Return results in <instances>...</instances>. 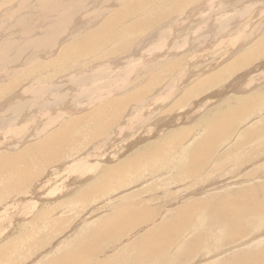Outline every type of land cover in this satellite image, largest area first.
<instances>
[{"label": "rangeland", "instance_id": "obj_1", "mask_svg": "<svg viewBox=\"0 0 264 264\" xmlns=\"http://www.w3.org/2000/svg\"><path fill=\"white\" fill-rule=\"evenodd\" d=\"M54 1L56 2L57 0H45V2L44 1L41 2V0H0V67L3 68V66H4L8 69H12V68L20 69L23 66H25L26 61L31 60V58H33L32 59L33 61H37L38 60L37 57H39V59H40V56H42L41 59L38 60V63L35 62L36 65L34 64L33 68H34V70L36 68H38V69L46 68L45 72L42 75L38 74L39 76L38 75H36L35 77L33 76L31 79V77H29V76L32 75L33 72H35V71H33V68L28 69V67L26 70V67H25L24 68L25 70H21V72L23 71V73L20 77V79H21L20 81L17 80L16 82H14L15 84L12 83L11 86L9 84L10 83L9 80H5L4 82H0V85H2V87H5L7 84H8V86H10V88H8L9 91L6 90V92L3 94L4 96H0V100H1L0 101V104H1L0 105V111H1L0 112V115H1L0 119L2 118L1 120H3V121L6 119L5 121H7L9 123L13 119H16L14 116L17 117L20 112H24V115H22L21 120L24 118V116L25 117L28 116L27 119L26 120L23 119L22 121L20 120L19 121L20 124L18 123L17 125H22L24 123H27L28 121H30V119L33 116L32 115L29 116V114L26 115L27 113H25V112L28 109H30V108H27L29 106V104L30 105L31 104L33 105V103L35 104V101H37L38 104L36 102L37 105L32 106L34 108L31 107L32 112H28V113H32V114L35 113L37 107L42 109L43 107H48L51 105L50 106L51 116H49V117L54 119L53 121H55V124H53L51 126V128L48 127L47 128L48 130H45V132L41 131L43 134H45L46 132H48L50 130L53 131L55 128L58 127V125L60 126V125H62V123L66 122V121L68 122L70 120V118L74 119V121H73V119H71L72 121L70 120V122L71 123L73 122V125H74V127L72 129V136H73L72 140L73 141L71 140L68 143L67 148L65 146L64 149L58 153L59 156L54 161L50 162L51 165H50V168H48L49 170H45L40 162H39L40 164L35 163L33 165V169H35L37 173L34 174L35 179L31 184L32 186L30 185L31 187L29 186L27 189L30 194L27 192V190H26V193L23 194V197H27V196L28 197H34V199L36 200L34 202L35 207L30 206L31 209H33V210H31L30 212L29 211H21L20 212L22 214H26L20 218V219H25L24 221H18L17 222L16 220H14L15 223H13V219H7L6 218V220L5 219L1 220V222H0V225H1L0 226V236H1L0 237V240H1L0 241V249L2 251L3 250L5 251L4 253H6L5 254L6 257L3 254H1L2 256L0 255V258H1L0 264H36L38 261H39V263H37V264H47L49 260H52L51 258H55L59 253L68 250L69 247H73L76 249V247L72 246L73 241H77V243H78V240L81 241L84 239V237L88 238L91 234H93V237H94L96 235L95 234L96 232H94V231L101 228V226H103V228L104 227L109 228L111 226V223H109L110 216L116 212L117 208L122 207L123 205H124L123 207L131 205L132 209L130 208V210H129V208H128L129 211L126 209L128 212H132L133 209H135V208H136V210L137 209L139 210L141 208L145 209L144 211H147V209L149 211L156 210L158 213H155L154 216L156 215L155 217H157V218L155 220L153 219V221L151 219V221H152V223L155 221L153 224H158L163 218L165 219L166 217L172 215L176 210H178L180 208H184V206H186V205L193 204L197 201L198 202L201 201L202 203H204V201L207 198L213 199V197L215 198V201H214V199L212 201L215 202V204H218L228 194H230V193L234 194L235 192H237L240 189L247 190L250 186H253L254 184H256V185L261 184L262 181H264V131H260L259 133H257L254 136H248V137L244 136L245 132L259 128L264 124V115H263L264 110L262 111L263 117L261 114L253 117L255 114H257L256 112H258V111H255L254 113H252L253 116L248 115V118H251V122L248 121L246 123H243V126L241 128V132L237 136L238 138L235 140V143L232 144V145L238 144V145L243 146V148L240 151L236 152L233 155H231V153H230V156H227L226 150L220 152L218 149L221 146H223L224 143L229 141L231 139V137L234 135V133L236 132V130L239 129L238 126L241 125V122L243 120L240 121L239 119H237L236 120L237 124L234 125L233 128L226 130L227 132L225 134L222 133L221 136L218 137L217 143H214L212 146L210 145V147L207 150L206 149L204 150L206 152V154H203L202 151H200L202 159H204V160H202L200 162V164L198 163V166H199L198 168L200 169L201 168L200 166H202V168L200 169V171L196 172L195 174H190L189 172L185 171L186 168H187V170H189L190 168H193V165H191L192 160L190 161V154H188L186 151H183L180 153V156H179L180 159H179L178 163L176 164L178 167H183L182 170L180 171V173H177V172H174L173 170H171V172L176 173V175H178V177L175 175L174 178L171 179V178H168L171 175V172H162L164 169H166V171L169 170V168L167 167V165L169 164V162L167 161V159H168L167 151H168L170 146H172V147H170L171 151H173V149H174V146L171 143V141H167L165 144L166 159L164 161L162 160V158H159V159L155 158L157 160L154 161L151 164V166H138L139 168L138 167L135 168L136 165L134 166V168L133 167L131 168L130 164H125L126 160H129L131 158L130 156L134 157L137 154H143V153L146 154L145 149H146V146L148 145V143L149 144L151 142L155 143L156 140H157V142L160 140V138H157L155 140H153L150 137L144 138L145 140H143V139L141 140L140 138L143 137V135H141V134L143 132H145L143 130L148 128V126L150 124L151 125H157L160 123V121H162V119L164 120V122H166V120L168 118H170V119L173 118L174 115H172V114L174 111L172 112V114L170 113L173 110L172 108H174L172 106L176 105V103H177L176 99L179 98V100H180V96H183V93H186V92L192 93V96H190V99H189L191 102H189V100H187L189 103L187 104V106H185L186 107L185 110L188 109L187 110L188 113L183 111V109L185 107L176 108L175 111L179 110L178 114H180V115L183 113V116L181 115V117H183L185 120H183V121L179 120L180 123L178 122V124L176 122L175 123H172V122L169 123L166 128H169L170 130L177 129V128L180 129L181 127L182 128L183 127L194 128L197 125H201L202 120L207 119V118L208 119L212 118L218 113L216 109L222 104V102L228 101L231 99H237V98L241 97V96H239L241 94L242 95L243 94H249V93H251V89H257L256 91H259L264 87V86H261L260 88L258 87V84L260 85L262 83V82H259V81H262L259 79V77H262L260 75L264 76V48L261 49L262 45H264V0H258V1H256V0H249V1H247V0H233V1L230 0L229 2H224L225 4H223V3L215 4L210 9H208L206 11H204V9L207 7V4H208L207 1L208 0H203V1L202 0H185V1L184 0H173V2H166L165 0H163V1L160 0L159 2H161V3L163 2V3L157 5L158 8H156V6H155L153 8V10L151 9V10L147 11V13L144 14L145 18H147V19L153 18L154 19L152 22H149L150 24L149 23L145 24L144 22H143V24L141 23L144 26V29H143V26L141 24L139 25L141 27H136V22H138L140 19H142V20L145 19L143 17V15H140L139 17H138V15H136L137 17H134L133 19H130V20H128V17H130V16L122 15L124 17V19L122 21L123 23H122V25L120 23L119 25H121V26L120 27L118 26V27L119 28H124V27L128 28V29H125L127 32H125L126 34L124 33L122 35V39H121V36L120 37L118 36L119 37L118 39H117V36H115L117 41L115 39H113V40H111V44H109L110 40L107 43V41L104 40L102 37L98 38V36L97 37L90 36L88 38V40H92V41L94 40V41L93 42L89 41V42H85V43L83 42L82 48H85L84 49L85 54H84V52L80 53V55H78L77 52L75 54L72 53L70 55H67L69 57V58L67 57V59L62 58V56L65 53L63 54V52L60 50L61 48L65 49L64 47H66V45L74 43L76 41V39H80V38L86 36L87 33L89 34L91 32H94L105 21V18H107V16L113 15V13H114L113 11L115 9H120L122 7L123 10L124 9L128 10L129 5L127 2H132L133 0H127L126 2L124 0H123V2L119 1L121 4L118 3V0H106V1L105 0H60V2L58 0V2H56V3ZM87 1H89V2H87ZM179 1L182 2V4ZM193 1H195V2H193ZM240 1H242V3ZM77 2L79 3V5ZM84 2H86L85 3L86 5L84 4ZM98 2L101 3L100 7L97 6V4L100 5V3H98ZM106 2H108V4ZM42 3H43V6H42ZM69 3H70V5H69ZM123 3H124L125 8H124V6H122ZM154 3L157 4V1ZM229 3H231V4H229ZM52 4H58V5L60 4L61 5V7L59 6L60 10L59 9H52L54 11V15L56 16L53 18L50 17L53 15V13H52L53 11L52 10L48 11V6H50ZM179 4H181V5H179ZM186 4H188V5H186ZM260 4H262V5H260ZM62 5L65 7L68 6V7L73 8L72 10L74 13L70 12L72 14V16H71V14H68V16L70 17L69 19L72 18L71 19L72 27H71V25H70L71 23H70L69 29L67 28L68 30L66 29L67 31H65L64 34L62 33V35H61V34L57 33V35L53 34L51 36L50 33L47 34V30H48V28L51 27L49 25L52 22L51 23L48 21L44 22L45 18H43V17L47 16L48 18H50V19L52 18V20H54V18H57L61 14L60 11H61V8L63 7ZM193 5H195V7H192ZM208 5H210V2ZM254 5H256V6H254ZM109 6L112 8H110ZM181 6L185 7V8H182ZM43 7H44L45 11L42 10ZM175 7H176V9H175ZM178 7L182 8V9H179ZM236 7H238V8H236ZM102 9L104 11H102ZM46 10L48 11V14H50V15L47 14ZM56 10H57V12H56L57 15L55 14ZM120 11H121V9H120ZM177 11H178V13H177ZM259 11H261L262 14ZM92 12H94V13H92ZM111 12H112V14H111ZM117 12H118V10H115V13H117ZM42 13H43V15H42ZM44 13L46 16L44 15ZM102 13H104V14H102ZM100 14H102V15H100ZM162 14H163V17H161V18L158 17V15H162ZM180 14H182V15H180ZM93 16H95V17H93ZM171 16H172V18H171ZM173 16H175V17L173 18ZM182 16H184V17H182ZM210 16H212V17L214 16L213 18L211 17L213 20L210 19ZM74 17H76V18H74ZM91 17H93V18L91 19ZM178 17L180 18L181 21L179 20ZM259 17H261V18H259ZM185 18H189L188 24L181 25L180 27H178L179 26L178 24L180 22H181L180 24H182L183 19H185ZM37 19L41 23L42 22H44V23L41 24ZM220 19L222 21H220ZM22 20L25 22V24ZM81 20H83V21H81ZM93 20H97V22H95ZM207 21H208V23L212 21L208 27L204 25ZM27 22L29 25L27 24ZM78 22H80V23H78ZM88 22L91 24H89ZM37 23H39V25ZM75 23H76V25H75ZM133 23H135L134 27H129ZM201 23L206 28H204ZM59 24L60 23L55 24V26L53 25V28ZM81 24L84 26H82ZM126 24L127 25L129 24V25L127 26ZM24 25H26V26H24ZM37 25L39 26V28ZM73 25H74V27H73ZM90 25H92V27H90ZM248 25H252V28H249V27L246 28V26H248ZM173 26L176 28H174ZM198 26L202 27L205 31L203 29L199 30ZM213 26L214 27L216 26V28H214ZM25 27H28L29 29L28 28L26 29ZM32 27H33V30H32ZM35 27H36V29H35ZM211 27H213V30H211L212 29ZM45 28H47V29H45ZM74 28L76 30L73 31ZM151 28L153 30H151ZM172 28L174 30L176 29V31H174ZM207 28H210V29H207ZM217 29H219V30H217ZM164 30H166V31H164ZM259 30H261V31H259ZM32 31L33 32L38 31V32L32 33ZM161 31H164L165 33L167 31L168 32L170 31L169 33L167 32L169 34V36H166L165 38H163L164 40L171 36L170 33L172 31L174 32V34H172V36L170 38L171 41H168L169 43L167 42L165 44V48H163L161 51H159V53L156 55L153 53L154 51H156L154 49V47L159 42L161 43L162 42L161 40H163L162 35L164 33ZM200 31L202 34L200 33ZM224 31H225V33L228 32L227 34H225L224 40H226V38L228 40H232L231 39L232 37L233 38H234V36L236 37L235 33H237V36L241 35L240 36L241 40L239 41L236 38L237 41H234L233 44H231L232 43L231 41H228L229 45L224 46V47L214 45L217 42V37H218L216 35L218 33H216V32H219L222 34ZM25 33H27V34H25ZM31 33L33 35H31ZM167 33H166V35H168ZM196 34L199 36L195 37ZM211 34H213V35H211ZM29 35H31V36H29ZM72 35H74V36H72ZM39 36H40V38L42 37L41 38L42 40L45 39V41L46 40L48 41L51 37L56 38L57 43L55 44V46L60 41L59 47L55 48V46H54V48H52V49H56V50H54L53 52H52V49L45 52L46 49L44 47H41L40 49H38V51L37 50L34 51L33 50L34 47H35V49H37V46L40 47L39 46L40 42H37L34 39L37 42V44H38L37 45L35 41L33 42L32 38L37 37L36 39H38L40 41ZM64 36L66 38L68 37V39H66ZM252 36H253V38H252ZM197 39H199V41ZM203 39L205 40V42ZM27 40H28L29 44L27 43ZM100 41H101V43H100ZM242 42L245 45L242 44ZM14 44L16 45V47L14 46ZM106 44L110 45V46H107ZM17 45L19 47H17ZM35 45H37V46H35ZM32 46H34V47H32ZM207 46H208V48H205ZM212 46H214V47H212ZM241 46H242V49H241ZM23 47H25L24 48L25 50L23 49ZM21 48L25 51V53L22 52L23 50ZM214 48H216V49H214ZM235 48H237V50ZM27 49H29V50H27ZM147 49H149L148 52H147ZM208 50H210V51H208ZM89 51H90V53H89ZM40 52H41V54H39ZM48 52L49 53L52 52L51 55ZM87 52H88V54H87ZM109 52H110V54H109ZM198 52H200V54ZM47 53H48L49 57H48ZM228 53H229L230 58L226 57V55H228ZM45 54L47 56L46 58H44ZM52 54H55V56L53 55L54 56L53 58H52ZM224 54H226V55H224ZM84 55H87V56H84ZM103 55H105V56H103ZM58 56H60V58ZM207 56H208V58H207ZM218 56L222 59H220ZM56 57H58V58H56ZM72 57H73V59H72ZM108 57H109V59L107 60ZM233 57H235V58H233ZM22 58H23V60H22ZM70 58H71V60H70ZM203 59H205V60H203ZM214 59H217V60H214ZM54 60L55 61L57 60V61L54 63ZM10 61H11V64H10ZM76 62H77V64H76ZM207 62L210 64H208ZM48 63H49V65H48ZM51 63H54V64H51ZM114 63H116V64H114ZM215 63L218 65L214 66V65H216ZM68 64H70L71 67H69ZM111 64H113V66H115L114 68H116V69L113 68V71H112V74L113 75L115 74L114 75L115 77H117V75L119 76L121 74V72H124V71L126 72L130 68L131 69L133 68L132 71H135V70L137 71V69H138V72H136V71L134 72L136 74H132V77L130 78L131 80H129V82L124 87H122V89L124 90L123 91L121 89L122 93L121 92L118 93L117 91H112L113 93L110 92L111 90L109 87L112 86V84H110V81L112 80L111 83H113L116 80V78L113 77V75H111V76L109 75L111 73L109 70H112ZM64 65H66V66L64 67ZM138 65H139V67H138ZM201 65L203 67H201ZM205 65L210 66V67L206 68ZM107 66H109V67H107ZM110 66H111V68H110ZM197 66H198V68H197ZM85 68H87L88 71ZM134 68H137V69L134 70ZM184 68H185L186 72H188L189 74L187 73L185 75V70L182 71ZM104 69H105V71H104ZM139 69H141V70H139ZM164 69H165V71H164ZM179 69H181V73L179 72L180 71ZM187 69H188V71H187ZM154 70L157 71L156 74H158L159 76L154 74L155 73ZM194 70L198 72L197 75H195ZM77 71L79 72V74ZM201 71H203V72H201ZM107 72H108V74H107ZM218 72L221 73L220 77L215 78L214 75L218 74ZM102 73L103 74L106 73L105 77H106V75H108L112 79L110 80L109 77L104 78V75H102ZM94 74H95V76H94ZM100 74H101V76H100ZM178 74H180V75H178ZM75 75H76V79L74 80L73 77L75 78ZM78 75H79L78 78H80V79L77 78ZM182 75L183 76L185 75V76L183 77ZM193 75H195V76H193ZM151 76L153 77V80H154L153 82L151 81ZM179 76L182 77V79L180 81L181 83L177 82L178 81L177 79L179 78ZM210 76H212V78H210L211 81L206 82L207 78H209ZM27 77H29V80ZM81 77H83V78H81ZM98 77L100 78V81L97 80V79H99ZM36 78H37V81H35ZM67 78H68V80H66ZM92 78H94L95 80H93ZM187 78H189L190 80ZM24 79H25V81H24ZM64 79L66 80L65 81L66 84L63 83ZM102 79L103 80L105 79L104 80L105 82H103ZM165 79H166V81L164 82ZM26 80H27V82H26ZM77 80H79L80 82L83 83V84L81 83V86L86 84L89 80H91V81H89L92 83V84H90V86H91L90 90H92V89L96 90V92H98L97 93L98 98L99 97L102 98V96H100V95L104 96L103 89L102 90L100 89L103 86L102 88L107 89V90L104 89L106 91V93L109 92V95H107V94L105 95L108 97H103V99L99 98L98 101H96V103L93 104V106L92 105L88 106L87 105L88 103L84 102L85 101L84 97L86 99V96H87L86 94L89 92H86V94L81 93L82 91L80 90V88L81 89L84 88L81 86L78 87V90L77 89L75 90L76 86H74V83L76 84ZM92 80L95 81L94 84H93ZM108 80H110V81H108ZM256 80L258 82H256ZM138 81H141L143 83L138 82ZM145 81H146V83H145ZM33 82H35V83H33ZM133 82H134V84H133ZM136 82L138 85H136ZM4 83H5V85H3ZM249 83H251V84L249 85ZM252 83L255 84V86ZM197 84H200L203 87L207 86V89L206 90L201 89V93L196 94L198 92V87L200 86V85H198L197 87H195ZM59 85H61V86H59ZM104 85H106V86H104ZM174 85H175V87H174ZM12 86L14 89L12 88ZM31 86H32V90L28 89V88H31ZM92 86H93V88H92ZM106 87H108V88H106ZM180 87L182 88L181 90H179ZM11 88L13 89V91ZM126 88H127V90H126ZM170 88H174L175 90L177 88L176 93H175L174 89H172L170 91ZM73 89L75 90V92L78 91V93L79 92L80 93L79 94L69 93V92H74ZM98 89H100V90H98ZM28 90H30V91L28 92ZM62 90H64V92H65V90H67V91L64 93ZM18 91H20V92H18ZM31 91H33V93H34L33 97L31 95L32 94ZM166 91H168V92H166ZM235 91L236 92L238 91V92L236 93ZM38 92L39 93L41 92V93L39 94ZM54 92L57 94H54ZM59 92L61 93V96L58 95ZM220 92L224 93V95H222V93H220ZM18 93H20V95ZM23 93H25L26 96L21 95ZM66 93L69 96L71 94H73V95H71L72 97H69ZM115 93H116V95H115ZM133 93L138 95L140 98H138V99L136 98L137 100H135V101L125 102V98L128 95H131ZM42 94H43V96H42ZM51 94L52 95L54 94L53 97H55V98H53V97L50 98L49 96H52ZM75 94H76V97L78 99L76 97H73V96H75ZM174 94H175V96H174ZM56 95H58V97ZM65 95L67 96L66 98H64ZM82 95H83V97H82ZM39 96L41 99L39 98ZM116 96H118V97H116ZM148 96L150 98H147ZM156 96L157 97L160 96L161 98L163 97L162 99H160L158 101L159 104H156L157 102H154V100H155L154 98ZM170 96H172V97L174 96V97L169 99ZM245 96H247V95H245ZM152 97H154V98H152ZM16 98H18V99H16ZM19 98H23V99H19ZM106 98H108V99H106ZM14 99H16V100H14ZM38 99H39V101H38ZM55 99H57V100H55ZM60 99H62V100H60ZM73 99L75 100V102H78V103H75ZM23 100H25V101H23ZM72 100H73V103H72ZM121 101L124 104L125 103L126 104L122 105ZM165 101H167V102L165 103ZM142 102L144 104H146V103L147 104L144 106V104ZM74 103H75V105H77V106L80 105V106L77 107L74 105ZM100 103L102 106L100 105ZM112 103H114V104H112ZM116 103H117V105H116ZM39 104H40V106H38ZM45 104H48V106ZM70 104H72V105H70ZM103 104H104V106H103ZM132 104H134L133 107H132ZM42 105H45V106L42 107ZM113 105L115 106V108ZM13 106H18V107H13ZM141 106H143L144 108H142ZM237 106L238 105H236L234 107H237ZM1 107H2V109H4V112L1 109ZM63 108H64V110H63ZM74 108H78V110L76 111V109L74 110ZM104 109H107V111L106 110L104 111ZM13 110L14 111L16 110V111L14 112ZM68 110H70V111H68ZM227 110L228 109L225 108L222 110V112H226ZM113 111H115V112H113ZM128 111H129V114H128ZM137 111H138V114H137ZM74 113H75V115H74ZM119 113L121 115H119ZM186 113H187V115H186ZM96 115H99V116L103 115L106 117L104 118L103 122H99V121H95V119L93 118ZM135 115H138L137 116L138 119H136L137 117ZM125 116L127 117V120H128L127 122H129V120H131V119H133V120L136 119L135 120L136 125L134 126V124H132L131 126L125 128V130L123 129V131H121V134H120L118 132L121 129V127H120L122 125L121 121H124L123 123L126 122ZM133 116H135L136 118ZM242 117L244 118V116H239L238 118H242ZM129 118H131V119H129ZM47 119L48 118H44V116L41 117V119H39L40 124H43V123L45 124V122L48 121ZM121 119H123V120H121ZM75 120L77 123L75 122ZM108 120H109V122H110V120L113 121V126L110 127L108 130H105V131L101 130L99 132L100 134L95 135V131H97V130L99 131L108 122ZM133 120H131V121H133ZM23 121H25V122H23ZM118 121H120L121 124H119ZM4 122L1 124V121H0V127H1V125L2 126L6 125V124H4ZM117 123L119 124V126ZM78 124H81V126L79 128L81 131L78 130L75 132V130H76L75 127H78L79 126ZM124 126L125 125H123V127ZM84 127H85V129H83ZM119 127H120V129H119ZM136 127H138V128L136 129ZM86 128H88L89 131L88 130L86 131ZM130 128H132V129H130ZM113 129H114V131H113ZM73 130L75 133H73ZM115 131H116V134H119L120 137H118V135L115 134ZM166 131H164V132H166ZM31 132L32 131L29 130L26 133L21 134L18 137H14L12 135L10 137H8L9 135H7L4 138H3V136H5L6 133H3L2 137H0V140L1 139L3 140V142L1 143L2 145L0 144L2 146L1 147L2 151H1V148H0V151L3 153L5 151L10 152L9 150H11V152L16 151V150H19L18 147H20V146H21L20 147V149H21L23 146H25L27 144H31L33 141L35 142L37 139L34 137V133L33 132L31 133ZM164 132H162V134ZM207 132H208V128L205 127L204 129H201L200 133L194 137V141L196 142V141L201 140L204 136H206ZM29 133H31V134L29 135ZM90 133L92 135H89ZM108 133L110 134V136ZM138 134L142 137H140ZM95 136H96V138H95ZM183 136H186V135H183V134L179 135V139ZM7 137H8V140H6ZM28 137H30V138H28ZM110 137H111V139H110ZM10 138H12V139H10ZM131 138H132V140H135V141L138 140V142H135L133 144L134 146L132 145V148L126 149L125 147H127V146H123V145L125 143L129 142ZM17 139L20 140L21 143H19L18 146L16 147L15 143H17V141H18ZM11 140H12V143L8 144V142H10ZM93 140L95 143L94 144L90 143L91 141L93 142ZM126 140H127V142H126ZM13 141H15V142L13 143ZM121 143H122V145H121ZM7 144L9 145V147ZM136 144H137V146H135ZM116 145L118 146V148ZM12 147H14V148H12ZM120 148H122V149H120ZM190 149H191V147L189 148V150ZM93 150H94V152H93ZM69 151H71V152H69ZM117 151H119V152L117 153ZM122 151H124V153ZM93 153L94 154L97 153L96 159L99 158V155H102L103 157L102 156H100V157L104 158V159H103V163L100 164L101 166L99 164L98 165L96 164L94 166L95 168L91 167L92 168V171H91V168L89 167V165H83V166H85V167H83L79 163V161L81 159L83 160L87 155H90V154L92 155ZM115 153H117V154H115ZM61 154H63L64 156ZM119 155L121 157H119ZM62 156H63V161H62ZM87 157H92V156H87ZM59 158H61V159H59ZM66 158H67V163L65 162ZM68 158H70V159H68ZM142 158L144 160V157H141L140 163L143 161ZM209 158H211V159H209ZM105 159H107V160H105ZM77 160H78V163H77ZM91 160H93V158L90 159L89 161H91ZM68 161H69V163H68ZM55 162L56 163L58 162V163L56 164ZM60 162L63 166L67 165V164H69V165L75 164V163H77V164H75L71 168L67 167L68 170L66 168L57 169V167L59 168L58 165L60 164ZM78 164H80V165H78ZM78 166H80V167H78ZM122 166L125 168L127 167L125 170H128V171L126 172ZM37 167L39 169L38 171H37ZM105 167L106 168L107 167L115 168V169L119 168L118 170H120V171L117 172L118 170L116 169L117 171H116L115 175L110 177L111 179H113V180L116 179L117 181L116 180L115 181L108 180V182L110 181L109 183L105 182V183L100 184V187H103L102 194H99V193L96 194V192H98V191L94 189V191H96V192H92L93 194L92 193L90 194L89 200L87 199L86 201L85 200L80 201L82 198L81 199L79 198L80 194H77V192L80 193L84 186L88 187L89 182H93L94 179H96V177L98 175H99V178H101L102 176H100V175H102V173H103L102 169ZM41 168H43L42 172L40 170ZM51 168H53V169H51ZM69 168L72 170L71 172H73L72 175L70 174ZM86 168H87V170H84ZM95 170L97 172H95ZM38 172H40V173H38ZM45 172L47 173V176L49 178H47V176L45 175L46 174ZM60 172L61 173L65 172V174L64 173L61 174ZM120 172H122L123 175ZM138 172H140V173H138ZM75 173L81 174L82 176H85V177L81 176L83 178L82 179L81 177L77 176L78 178H76ZM87 173L88 174L91 173V174L87 175ZM125 173H127V175H124ZM40 174H42V176ZM73 174H75V175H73ZM38 176H40V177H38ZM114 176H115V178H114ZM249 176H250V178H249ZM254 176H256V177H254ZM70 178H72V179H70ZM89 178H91V179H89ZM99 178L97 177V180ZM121 178H122V181H121ZM36 179H38V180H36ZM73 179H74V181H73ZM41 180L42 181L45 180L46 182H44V181L42 182ZM80 180H82V183ZM167 180H169V181H167ZM225 180H226V182H225ZM41 182H42V184H41ZM71 182L74 184L71 185V189H70L69 186H70ZM87 182H88V184H87ZM5 183H6V181L5 182L2 181V183L0 182V184H1L0 187H3L5 185ZM68 183H70V184H68ZM106 183L108 185H105ZM35 184H37V185H35ZM74 185H75V187H74ZM33 187H34V190L32 189ZM63 187L64 188L66 187L68 189H64ZM104 187H107V188H104ZM108 188H109V190H108ZM104 190H106V192ZM70 191H72V192H70ZM26 194H28V195L26 196ZM76 194L79 196L76 197L75 196ZM94 194L96 195L95 197L93 196ZM18 197L22 198L21 195ZM75 198H78L79 200L75 199ZM8 200L11 201L12 197L9 198ZM36 202H37V204H36ZM130 202H132V203H130ZM213 202H211L209 205H212ZM4 203H6L5 199L1 202V198H0V209H1V205L3 206ZM145 206H147V207L144 208ZM201 206L203 207L202 204H201ZM137 207H139V208H137ZM50 208L53 209L52 212H51ZM191 208L189 209L190 211L188 213H192L193 210L194 211L200 210L201 207L200 206H194ZM34 209H36V210H34ZM46 211L48 212V214ZM49 211L51 213H49ZM208 211L209 210L206 207V210L204 212H208ZM39 214H41L43 216V218H44L43 220L38 217ZM47 216H50L53 221L55 219L59 220L60 218H62L63 220L61 219L58 222H55L56 225L54 226V224H53L52 228H46L45 230L42 229V231H41V228H44V225H42V224L45 222L44 220L47 218ZM260 216L261 215L251 213L244 219H247L250 223H252V222L258 220ZM46 220L51 221L49 217ZM4 221H7V222H4ZM26 221H28V226L30 225L29 227L28 226L23 227V223H25ZM149 223H151V222H149ZM37 224L42 225L41 228L39 227L40 225H37ZM58 225H60L61 227ZM148 225H149L148 223L142 222L138 227L133 228L132 230L125 228L126 232H125V235L122 237L121 240H118L115 243H112L110 241H107L108 243H104L103 247H101L102 250L99 248L100 251L99 250L96 251L97 253H95L94 257L91 258L90 260H88L87 263L92 262V264H94V263L95 264H110V263L115 264L116 261L110 262V263H105V260H108V259L112 260L118 256H122L121 251L125 250V248L127 246H129L131 244V242L134 239H136V237L141 236V235L145 234L146 232H148ZM204 225L205 226L214 225L216 227L221 226L220 224L210 223L209 219H205ZM11 228H12V230H10ZM190 228H191L190 226L186 227V229H190ZM72 229H73V233L75 232L74 234L72 233ZM6 230H7L8 234L6 233ZM24 230H25V232H24ZM103 230H105V229H103ZM67 231H69V232H67ZM116 232L117 233L114 232L113 234H119L120 233L119 230H117ZM29 233L31 234L32 238L26 242L23 241L24 242L23 248H21V246L17 247L19 242L15 239L18 236H24V235L28 236V235H30ZM71 233H72V235H71ZM64 236H65V238H64ZM103 236L104 235H102V238H103ZM249 236H251V234ZM3 237H5V238H3ZM67 237H69L68 241L61 245V243H62L61 239H63V241H64ZM11 238H13V239H11ZM71 238H72V240H70ZM89 239H90V237H89ZM103 239L106 242L107 239L105 237ZM244 240H245V238H244ZM260 240H261V238L257 237L256 240H253L249 243L248 242L242 243L243 239H240V238L235 239L234 241L233 240L232 241H224V247L225 248L224 247H222V248H224L226 250V252L224 249L221 250L224 252H222L220 254H218L219 252H215V253L211 254L212 260H210L211 258L209 260L213 261L214 259L218 258L215 256V254L218 256H221V257L225 256L224 258H221V259H225V258H227V256L229 254H232L235 251H239L242 249L244 251V250H246V248H248V247L250 248V247L254 246L255 244H257ZM8 241H9V245H7V247L4 246L6 244V242H8ZM60 241H61V243H60ZM71 241H72V243H71ZM254 241H256V242H254ZM3 242L5 244L2 245ZM94 243H95L94 245L97 247H98V245H101L100 240L98 242L96 241ZM97 243H100V244L97 245ZM218 243L220 244L221 242H218ZM218 243L216 245H218ZM234 245L236 248L234 247ZM57 246H60V247L57 249L56 253L55 252L53 253V251L52 252L50 251L51 250L50 247L55 248ZM227 247L228 248L232 247L233 249L229 248V250H228ZM5 248H6V250H5ZM12 248H13V250H12ZM16 248H17V251H16ZM211 249H212V251H210V252L215 251L214 247ZM46 250H48V251H46ZM3 257H5V258H3ZM39 258H40V260H39ZM189 259L190 258H188V259L184 258V262L188 261ZM193 259H191V260H193ZM190 261H188V262H190ZM210 261H206V262L209 263ZM215 261H217V260H215ZM184 262L183 261H174L172 264H182V263L188 264V262H186V263H184ZM193 262L197 263L198 261H196V260L191 261L192 264H194ZM206 262L203 260L202 263L205 264ZM82 263H80V264H82ZM214 264H215V262H214ZM227 264H230V263L228 262ZM233 264H236V263H233Z\"/></svg>", "mask_w": 264, "mask_h": 264}, {"label": "bare ground", "instance_id": "obj_2", "mask_svg": "<svg viewBox=\"0 0 264 264\" xmlns=\"http://www.w3.org/2000/svg\"><path fill=\"white\" fill-rule=\"evenodd\" d=\"M44 2H45V0H43ZM42 0H41V2H43ZM106 1V0H105ZM123 2V0L121 1V0H118V3H120V2ZM125 2L127 1V0H124ZM157 1V4H155L154 2H156ZM160 0H133L132 2H127L128 3V5H129V8H128V10H126V9H122V7L120 8L121 9V11H120V9H115V10H118V12L117 13H115V10L113 11L114 13H113V15H109V16H107V18H105V21L94 31V32H91V33H87V35L86 36H84V37H82V38H80V39H76V41L74 42V43H71V44H68V45H66V47H64L65 49H63V48H61L60 50L63 52V56H62V58L63 59H67V55H70V54H72V53H78V55H80V53H83L84 52V54H85V51H84V49L85 48H82V46H83V42L85 43V42H89V41H92V40H88V38L90 37V36H95V37H97L98 36V38H103L104 40H106L107 41V43H108V41L110 40V43L109 44H111V40H113V39H115L116 40V37L115 36H117V39L121 36V39H122V35L125 33V32H127L125 29H128V28H119L121 25H122V21H123V19H124V17L122 16V15H126V16H130V17H128V20H130V19H133L134 17H137L136 15H138V17L140 16V15H143V17H144V14L145 13H147V11H149V10H153V8L156 6V8H158L157 7V5H159V4H162L161 2H159ZM161 1H163V0H161ZM166 2H173V0H165ZM185 1V0H184ZM203 1V0H202ZM230 0H208L207 2H208V4H209V2H210V5H208L206 2V4H207V7L204 9V11H206V10H208V9H210L213 5H215V4H221V3H223V4H225L224 2H229ZM233 1V0H232ZM247 1H249V0H247ZM256 1H258V0H256ZM255 1V2H256ZM48 2V1H47ZM55 2V1H54ZM56 2H58V0L56 1ZM55 2V3H56ZM59 2H60V0H59ZM74 2V1H73ZM82 2V1H81ZM87 2H89V1H87ZM91 2V1H90ZM101 2V1H100ZM100 2H98V3H100ZM104 2V1H103ZM113 2V1H112ZM180 2V1H179ZM188 2V1H187ZM186 2V3H187ZM193 2H195V1H193ZM241 3H242V1H240ZM65 3V2H64ZM78 3V2H77ZM83 3V2H82ZM86 2H84V4H85ZM94 3V2H93ZM92 3V4H93ZM102 3V2H101ZM101 3H100V5H98L97 4V6H101ZM105 3V2H104ZM107 4H108V2H106ZM111 3V2H110ZM177 3V2H176ZM181 4H182V2H180ZM189 3V2H188ZM234 3V2H233ZM257 3V2H256ZM67 4V3H66ZM88 4V3H87ZM121 4V3H120ZM173 4V3H172ZM181 4H179V5H181ZM229 4H231V3H229ZM45 5V4H44ZM47 5V4H46ZM69 5H70V3H69ZM78 5H79V3H78ZM83 5V4H82ZM86 5V4H85ZM91 5V4H90ZM110 5V4H109ZM114 5V4H113ZM112 5V6H113ZM126 5V4H125ZM127 5V6H128ZM165 5V4H164ZM174 5V4H173ZM186 5H188V4H186ZM244 5V4H243ZM253 5V4H252ZM260 5H262V4H260ZM42 6H43V3H42ZM59 6L61 7V5L59 4H52V5H50V6H48V11H50V10H52V9H59ZM63 6V5H62ZM93 6V5H92ZM122 6H124V3H123V5ZM178 6V5H177ZM254 6H256V5H254ZM65 6H63L62 8H61V11H60V15L57 17V18H54V20H52V18L53 17H56L55 15H54V11L52 12L53 13V15L52 16H50V17H52L51 19L50 18H48L46 15H45V13H44V15L46 16V17H43V18H45V21L44 22H52L49 26H51L50 28H48V30H47V34H49L50 33V35L52 36L53 34H56L57 35V33L58 34H61L62 35V33L64 34V32L65 31H67L68 29H69V24L71 23V19H69L70 17L68 16V14H71L70 12H72V13H74L73 12V8H71V7H65ZM73 7V6H72ZM103 7V6H102ZM110 7V6H109ZM169 7V6H168ZM182 7V6H181ZM189 7V6H188ZM192 7H195V5H193ZM230 7V6H229ZM262 7V6H261ZM98 8V7H97ZM104 8V7H103ZM110 8H112V7H110ZM124 8H125V6H124ZM127 8V7H126ZM179 8V7H178ZM182 8H185V7H182ZM182 8H179V9H182ZM191 8V7H190ZM236 8H238V7H236ZM46 9V8H45ZM96 9V8H95ZM108 9V8H107ZM169 9V8H168ZM175 9H176V7H175ZM187 9V8H186ZM189 9V8H188ZM231 9V8H230ZM41 10V9H40ZM42 10H44V7H43V9ZM60 10V9H59ZM82 10V9H81ZM109 10V9H108ZM174 10V9H173ZM45 11V10H44ZM48 11L46 10V12H47V14H48ZM84 11V10H83ZM92 11V10H91ZM100 11V10H99ZM102 11H104L103 9H102ZM110 11V10H109ZM179 11V10H178ZM178 11H177V13H178ZM182 11V10H181ZM180 11V12H181ZM186 11V10H185ZM184 11V12H185ZM188 11V10H187ZM203 11V12H204ZM236 11V10H235ZM57 10L55 11V14L57 15ZM176 12V11H175ZM183 12V13H184ZM259 12H261V11H259ZM88 13V12H87ZM92 13H94V12H92ZM101 13V12H100ZM120 13V14H119ZM158 13V12H157ZM176 13V14H177ZM182 13V12H181ZM186 13V12H185ZM102 14H104V13H102ZM102 14H100V15H102ZM111 14H112V12H111ZM259 14V13H258ZM261 14H262V12H261ZM42 15H43V13H42ZM48 15H50V14H48ZM90 15V14H89ZM99 15V14H98ZM149 15V14H148ZM175 15V14H174ZM178 15V14H177ZM180 15H182V14H180ZM191 15V14H190ZM189 15V16H190ZM195 15V14H194ZM38 16V15H37ZM71 16H72V14H71ZM97 16V15H96ZM260 16V15H259ZM262 16V15H261ZM88 17V16H87ZM90 17V16H89ZM93 17H95V16H93ZM93 17H91V19L93 18ZM101 17V16H100ZM157 17V16H156ZM158 17H163V14L162 15H158ZM175 16H173V18H174ZM181 17V16H180ZM182 17H184V16H182ZM193 17V16H192ZM212 16H210V19H212L211 18ZM240 17V16H239ZM38 18V17H37ZM74 18H76V17H74ZM81 18V17H80ZM99 18V17H98ZM145 18V17H144ZM171 18H172V16H171ZM179 18V17H178ZM259 18H261V17H259ZM42 19V18H41ZM78 19V18H77ZM95 19V18H94ZM97 19V18H96ZM101 19V18H100ZM99 19V20H100ZM146 19V20H145ZM145 19H140L138 22H136V27H141V26H139L141 23L143 24V22L145 23V24H148L149 22H152L154 19L153 18H145ZM168 19V18H167ZM170 19V18H169ZM188 19L189 18H185V19H183V22H182V24H178L179 26L178 27H180L181 25H185V24H188ZM226 19V18H225ZM38 20V19H37ZM43 20V19H42ZM70 20V21H69ZM98 20V19H97ZM97 20H93V21H95V22H97ZM161 20V19H160ZM179 20H180V18H179ZM213 20V19H212ZM234 20V19H233ZM242 20V19H241ZM23 21V20H22ZM39 21V20H38ZM37 21V22H38ZM79 21V20H78ZM81 21H83V20H81ZM92 21V22H93ZM169 21V20H168ZM181 21V20H180ZM215 21V20H214ZM220 21H222L221 19H220ZM24 22V21H23ZM40 22V21H39ZM44 22H42V23H44ZM73 22V21H72ZM164 22V21H163ZM212 22V21H211ZM211 22H209L208 23V21L204 24L205 26H209L210 24H211ZM233 22V21H232ZM30 23V22H29ZM34 23V22H33ZM41 23V22H40ZM41 23V24H42ZM58 23H60L59 25H56V27H54L53 28V25L55 26V24H58ZM74 23V22H73ZM77 23V22H76ZM76 23H75V25H76ZM78 23H80V22H78ZM87 23V22H86ZM89 23V22H88ZM121 23V25H119ZM162 23V22H161ZM178 23V22H177ZM203 23V22H202ZM201 23V24H202ZM238 23V22H237ZM24 24H25V22H24ZM27 24H28V22H27ZM38 25H39V23H37ZM89 24H91V23H89ZM134 24L135 23H133V24H131L129 27H134ZM141 24V25H142ZM150 24V23H149ZM190 24V23H189ZM215 24V23H214ZM217 24V23H216ZM232 24V23H231ZM234 24V23H233ZM23 25V24H22ZM29 25V24H28ZM36 25V24H35ZM37 25V26H38ZM71 25V27H72V23L70 24ZM82 25V24H81ZM80 25V26H81ZM93 25V24H92ZM92 25H90V27H92ZM127 25V24H126ZM129 25V24H128ZM127 25V26H128ZM160 25V24H159ZM158 25V26H159ZM203 25V24H202ZM204 25H203V27H204ZM24 26H26V25H24ZM36 26V27H37ZM82 26H84V25H82ZM119 26V27H118ZM124 26V25H123ZM143 26V25H142ZM146 26V25H145ZM151 26V25H150ZM176 26V25H175ZM234 26V25H233ZM36 27H35V29H36ZM73 27H74V25H73ZM174 27V26H173ZM199 27V26H198ZM197 27V28H198ZM214 27V26H213ZM213 27H211L212 29L211 30H213ZM225 27V26H224ZM223 27V28H224ZM236 27V26H235ZM252 28V25H248V26H246V28ZM26 29L28 28V27H25ZM38 28H39V26H38ZM68 28V29H67ZM76 28V27H75ZM73 29V31L74 30H76V29ZM148 28V27H147ZM156 28V27H155ZM161 28V27H160ZM174 28H176V27H174ZM204 28H206V27H204ZM214 28H216V26L214 27ZM29 29V28H28ZM43 29V28H42ZM45 29H47V28H45ZM67 29V30H66ZM83 29V28H82ZM142 29V28H141ZM143 29H144V26H143ZM157 29V28H156ZM165 29V28H164ZM173 29V28H172ZM199 30L200 29H203L202 27H199L198 28ZM207 29H210V28H207ZM258 29V28H257ZM261 29V28H260ZM24 30V29H23ZM32 30H33V27H32ZM38 30V29H37ZM61 30V31H60ZM133 30V29H132ZM150 30V29H149ZM151 30H153L152 28H151ZM174 30V29H173ZM198 30V31H199ZM204 30V29H203ZM217 30H219V29H217ZM229 30V29H228ZM249 30V29H248ZM27 31V30H26ZM30 31V30H29ZM28 31V32H29ZM43 31V30H42ZM72 31V32H73ZM80 31V30H79ZM164 31H166V30H164ZM164 31H161V32H163L164 34L162 35L163 37H162V39L163 38H165L166 36H169V32L171 31H167L166 33L168 34V35H166V33L164 32ZM174 31H176V29L174 30ZM205 31V30H204ZM222 31V30H221ZM259 31H261V30H259ZM25 32V31H24ZM35 33H37L38 31H34ZM33 31H32V33H34ZM173 32V31H172ZM170 33L171 34V36H172V34H174V32L173 33ZM243 32V31H242ZM31 33V35H33ZM42 33V32H41ZM67 33V32H66ZM70 33V32H69ZM195 33V32H194ZM200 33H201V31H200ZM211 33V32H210ZM216 33H218V34H216L218 37H217V42L214 44V45H218V46H228L229 45V43H228V41H231L232 43L231 44H233V42L234 41H237V39L240 41L241 40V35L240 36H237V33H235L236 34V37L234 36V38L232 37L231 39L232 40H228L227 38H226V40H224L225 39V34H227V33H225V31L221 34V33H219V32H216ZM245 33V32H244ZM25 34H27V33H25ZM30 34V33H29ZM68 34V33H67ZM71 34V33H70ZM69 34V35H70ZM126 34V33H125ZM129 34V33H128ZM127 34V35H128ZM131 34V33H130ZM135 34V33H134ZM146 34V33H145ZM149 34V33H148ZM162 34V33H161ZM199 34V33H198ZM202 34V33H201ZM253 34V33H252ZM31 35H29V36H31ZM35 35V34H34ZM41 35V34H40ZM195 35V34H194ZM210 35V34H209ZM211 35H213V34H211ZM43 36V35H42ZM60 36V35H59ZM72 36H74V35H72ZM119 36V37H118ZM171 36L170 37H168V38H166L165 40L163 39V40H161L162 42L160 43H158V44H156V46L154 47V49L156 50V51H154L153 53L154 54H158L159 53V51H161L163 48H165V44L168 42V41H171L170 40V38H171ZM197 36H199V35H197L196 34V36L195 37H197ZM208 36V35H207ZM44 37V36H43ZM65 37V36H64ZM141 37V36H140ZM194 37V36H193ZM37 37H34V38H32V40H33V42L36 40L37 42H40V47H38L37 45V42H36V44L37 45H35V46H37V49H35V47L34 46H32V47H34V51L35 50H37L38 51V49H40L41 47H44L46 50H45V52H47L48 50H51L52 48H54V46H55V44L57 43V40H56V38H54V37H51L48 41L46 40L45 41V39H41L40 38V36H39V38H40V41L38 40V39H36ZM45 38V37H44ZM62 38V37H61ZM66 38V37H65ZM202 38V37H201ZM200 38V39H201ZM237 38V39H236ZM252 38H253V36H252ZM251 38V39H252ZM35 39V40H34ZM66 39H68V37L66 38ZM190 39V38H189ZM59 40V39H58ZM126 40V39H125ZM198 41H199V39H197ZM204 40V39H203ZM26 41V40H25ZM94 41V40H93ZM92 41V42H93ZM117 41V40H116ZM159 41V40H158ZM202 41V40H201ZM263 41V40H262ZM105 42V41H104ZM204 42H205V40H204ZM27 43L29 44V42H28V40H27ZM31 43V42H30ZM62 43V42H61ZM100 43H101V41H100ZM169 43V42H168ZM208 43V42H207ZM240 43V42H239ZM246 43V42H245ZM59 44H60V41L58 42V44L55 46V48L56 47H59ZM105 44V43H104ZM242 44H244L243 42H242ZM24 45V44H23ZM107 45V44H106ZM105 45V46H106ZM117 45V44H116ZM239 45V44H238ZM245 45V44H244ZM14 46L16 47V45L14 44ZM28 46V45H27ZM107 46H110V45H107ZM121 46V45H120ZM205 46V45H204ZM232 46V45H231ZM17 47H19L18 45H17ZM93 47V46H92ZM201 47V46H200ZM212 47H214V46H212ZM211 47V48H212ZM25 47H23V49H24ZM103 48V47H102ZM106 48V47H105ZM170 48V47H169ZM205 48H208V46L207 47H205ZM204 48V49H205ZM264 48V45H262V47H261V49H263ZM22 49V48H21ZM22 49V50H23ZM89 49V48H88ZM214 49H216V48H214ZM228 49V48H227ZM236 50H237V48H235ZM239 49V48H238ZM241 49H242V46H241ZM240 49V50H241ZM25 50V49H24ZM22 51L23 53H25V51ZM27 50H29V49H27ZM43 50V49H42ZM54 50H56V49H52V52L54 51ZM58 50V49H57ZM148 50L149 49H147V52H148ZM153 50V49H152ZM203 50V49H202ZM201 50V51H202ZM223 50V49H222ZM60 51V52H61ZM75 51V52H74ZM204 51V50H203ZM207 51V50H206ZM205 51V52H206ZM208 51H210V50H208ZM220 51V50H219ZM226 51V50H225ZM32 52V51H31ZM52 52H48L50 55H51V53ZM152 52V51H151ZM222 52V51H221ZM48 53H47V55H48ZM89 53H90V51H89ZM199 54H200V52H198ZM220 53V52H219ZM233 53V52H232ZM231 53V54H232ZM39 54H41V52L39 53ZM58 54V53H57ZM87 54H88V52H87ZM105 54V53H104ZM109 54H110V52H109ZM117 54V53H116ZM115 54V55H116ZM152 54V53H151ZM235 54V53H234ZM38 55V54H37ZM43 55V54H42ZM55 56V54H52V58ZM61 55V54H60ZM77 55V54H76ZM202 55V54H201ZM224 55H226V54H224ZM72 56V55H71ZM84 56H87V55H84ZM83 56V57H84ZM103 56H105V55H103ZM108 56V55H107ZM213 56V55H212ZM220 56V55H219ZM218 56V57H219ZM234 56V55H233ZM236 56V55H235ZM30 57V56H29ZM36 57V56H35ZM41 57L42 56H40V59H41ZM47 56H46V54H45V57L44 58H46ZM48 57H49V55H48ZM59 58H60V56H58ZM58 57H56V58H58ZM80 57V56H79ZM226 57H228V58H230V56H229V53H228V55H226ZM17 58V57H16ZM28 58V57H27ZM31 58V57H30ZM38 58V60H40L39 59V57H37ZM36 58V59H37ZM55 58V59H56ZM69 58V57H68ZM100 58V57H99ZM105 58V57H104ZM148 58V57H147ZM156 58V57H155ZM207 58H208V56H207ZM220 58V57H219ZM233 58H235V57H233ZM33 58H31V60H32ZM50 59V58H49ZM72 59H73V57H72ZM75 59V58H74ZM106 59V58H105ZM109 59V57L107 58V60ZM153 59V58H152ZM220 59H222V58H220ZM18 60V59H17ZM22 60H23V58H22ZM31 60H28V61H26V63H25V66H23L22 68H20V69H18V68H16V69H14V68H12V69H8V68H6V67H4L3 66V68H1L0 67V82H4L5 80H9V84H10V86L12 85V83H14V82H16L17 80H21L20 79V77H21V75H22V73H23V71L21 72V70H25L24 68L26 67V70H27V67H28V69H30V68H33L34 66V64L36 65V63L35 62H37L38 63V60L37 61H31ZM58 60V59H57ZM56 60V61H57ZM70 60H71V58H70ZM76 60V59H75ZM82 60V59H81ZM127 60V59H126ZM150 60V59H149ZM193 60V59H192ZM191 60V61H192ZM203 60H205V59H203ZM207 60V59H206ZM214 60H217V59H214ZM15 61V60H14ZM24 61V62H25ZM55 60H54V63L56 62ZM129 61V60H128ZM201 61V60H200ZM13 62V61H12ZM53 62V61H52ZM197 62V61H196ZM215 62V61H214ZM54 63H51V64H54ZM58 63V62H57ZM130 63V62H129ZM194 63V62H193ZM208 63V62H207ZM217 63V62H216ZM215 63V64H216ZM10 64H11V61H10ZM13 64V63H12ZM76 64H77V62H76ZM114 64H116V63H114ZM208 64H210V63H208ZM212 64V63H211ZM221 64V63H220ZM229 64V63H228ZM46 65V64H45ZM48 65H49V63H48ZM69 65V67H71V65L70 64H68ZM110 65V64H109ZM120 65V64H119ZM124 65V64H123ZM127 65V64H126ZM140 65V64H139ZM139 65H138V67H139ZM148 65V64H147ZM166 65V64H165ZM176 65V64H175ZM218 64H216V65H214V66H217ZM6 66V65H5ZM66 65H64V67H65ZM111 66H112V70H109L110 72V76L111 75H113L112 74V71H113V68L115 67V66H113V64H111ZM111 66H110V68H111ZM117 66V65H116ZM122 66V65H121ZM132 66V65H131ZM130 66V67H131ZM136 66V65H135ZM142 66V65H141ZM140 66V67H141ZM206 66V65H205ZM204 66V67H205ZM12 67V66H11ZM14 67V66H13ZM41 67V66H40ZM45 67V66H44ZM74 67V66H73ZM87 67V66H86ZM105 67V66H104ZM107 67H109V66H107ZM120 67V66H119ZM191 67V66H190ZM201 67H203L202 65H201ZM209 68L210 66H206V68ZM212 67V66H211ZM83 68V67H82ZM118 68V67H117ZM142 68V67H141ZM144 68V67H143ZM197 68H198V66H197ZM38 68H36L35 70H34V68H33V71H35V72H33V74L32 75H30L29 77H31V79H32V77L34 76H36V75H38V74H43L44 72H45V70H46V68H41V69H38ZM85 69H87V68H85ZM84 69V70H85ZM114 69H116V68H114ZM133 69V68H132ZM132 69L130 68L129 70H127L126 72L124 71V72H121V74L118 76L117 75V77H115L114 75H113V77H115L116 78V80L113 82V83H111L112 82V78L110 77V76H108V75H106V77H109L110 78V80H108V81H110V84H112V86L111 87H109L110 88V92H112V91H117L118 93L119 92H121L122 93V87H124L128 82H129V80H131L130 78L132 77V74H136V73H134L136 70L135 69H137V68H134V70L135 71H132ZM166 69V68H165ZM165 69H164V71H165ZM201 69V68H200ZM139 70H141V69H139ZM149 70V69H148ZM180 71V73H181V69H179ZM185 70V68L182 70V71H184ZM198 70V69H197ZM87 71H88V69H87ZM104 71H105V69H104ZM103 71V72H104ZM115 71V70H114ZM155 71V73L154 74H156V70H154ZM168 71V70H167ZM187 71H188V69H187ZM195 71V70H194ZM204 71V70H203ZM203 71H201V72H203ZM242 71V70H241ZM260 71V70H259ZM258 71V72H259ZM31 72V73H32ZM78 72V71H77ZM94 72V71H93ZM116 72V71H115ZM136 72H138V69H137V71ZM177 72V71H176ZM175 72V73H176ZM190 72V71H189ZM229 72V71H228ZM25 73V72H24ZM30 73V74H31ZM92 73V72H91ZM114 73V72H113ZM143 73V72H142ZM183 73V72H182ZM188 72H186V70H185V75L187 74ZM200 73V72H199ZM230 73V72H229ZM78 74H79V72H78ZM106 74V73H105ZM105 74H103L102 73V75H104V78H106L105 77ZM107 74H108V72H107ZM152 74V73H151ZM189 74V73H188ZM198 74V72L197 71H195V75H197ZM202 74V73H201ZM220 72H218V74H215L214 75V77L215 78H218V77H220ZM29 75V74H28ZM88 75V74H87ZM92 75V74H91ZM138 75V74H137ZM153 75V74H152ZM156 75H158V74H156ZM155 75V76H156ZM178 75H180V74H178ZM184 75V76H185ZM195 75H193V76H195ZM39 76V75H38ZM37 76V77H38ZM89 76V75H88ZM94 76H95V74H94ZM100 76H101V74H100ZM99 76V77H100ZM135 76V75H134ZM159 76V75H158ZM157 76V77H158ZM183 76V75H182ZM183 76V77H184ZM260 76H262V77H259V79L260 80H262V81H259V82H262L260 85L258 84V87L260 88L261 86H264V76L263 75H260ZM29 77H27L28 78V80H29ZM73 77V76H72ZM79 77V75L77 76V78ZM93 77V76H92ZM98 77V78H99ZM137 77V76H136ZM178 77V76H177ZM191 77V76H190ZM237 77V76H236ZM251 77V76H250ZM19 78V79H18ZM26 78V77H25ZM81 78H83V77H81ZM90 78V77H89ZM210 78H212V76H210L209 78H207V81L206 82H208V81H211V79ZM231 78V77H230ZM229 78V79H230ZM245 78V77H244ZM248 78V77H247ZM45 79V78H44ZM73 79L75 80L76 79V75H75V78L73 77ZM72 79V80H73ZM78 79H80V78H78ZM93 80H95L94 78H92ZM141 79V78H140ZM159 79V78H158ZM177 79V78H176ZM181 79H182V77L181 76H179V78L176 80L177 82H179V83H181L180 81H181ZM187 79H189V78H187ZM186 79V80H187ZM226 79V78H225ZM234 79V78H233ZM232 79V80H233ZM39 80V79H38ZM66 80H68V78L66 79ZM65 79H64V82L63 83H65V81H66ZM86 80V79H85ZM92 80V81H93ZM97 80H99L100 81V78L99 79H97ZM96 80V81H97ZM103 80V79H102ZM105 80V79H104ZM103 80V82H105ZM107 80V79H106ZM142 80V79H141ZM150 80V79H149ZM190 80V79H189ZM250 80V79H249ZM24 81H25V79H24ZM33 81V80H32ZM35 81H37V78H36V80ZM79 80H77V82H76V84L74 83V86H76L75 87V90L77 89L78 90V87L79 86H81V83L82 82H78ZM89 81H91V80H89ZM88 81V82H89ZM137 81V80H136ZM143 81V80H142ZM151 81L153 82L154 80H153V77L151 76ZM166 81V79L164 80V82ZM185 81V80H184ZM7 82V81H6ZM26 82H27V80H26ZM39 82V81H38ZM86 83V84H84V85H82L81 87H84L83 89H81L80 88V90L82 91L81 93H85L86 94V92H89V93H87L86 95V99H85V97H84V102L85 103H88L87 105L88 106H90V105H92L93 106V104H95L96 103V101H98V99L100 98H98V95H97V93L98 92H96V90H90L91 89V86H90V84H92L91 82H89V83ZM94 82L95 81H93V84H94ZM102 82V81H101ZM138 82H141V81H138ZM256 82H258L257 80H256ZM255 82V83H256ZM19 83V82H18ZM24 83V82H23ZM33 83H35V82H33ZM62 83V82H61ZM97 83V82H96ZM107 83V82H106ZM141 83H143V82H141ZM145 83H146V81H145ZM155 83V82H154ZM196 83V82H195ZM15 84V83H14ZM13 84V85H14ZM43 84V83H42ZM60 84V83H59ZM66 84V83H65ZM83 84V83H82ZM133 84H134V82H133ZM160 84V83H159ZM243 84V83H242ZM251 83H249V85H250ZM253 84V83H252ZM3 85H5V83L3 84ZM70 85V84H69ZM101 85V84H100ZM136 85H138L137 84V82H136ZM157 85V84H156ZM198 85H200V84H197L195 87H197ZM254 86H255V84H253ZM10 86H8V84L5 86V87H2V85H0V96H4L3 94L6 92V90H8V88H10ZM15 86V85H14ZM17 86V85H16ZM20 86V85H19ZM59 86H61V85H59ZM66 86V85H65ZM71 86V85H70ZM97 86V85H96ZM102 86V85H101ZM104 86H106V85H104ZM178 86V85H177ZM237 86V85H236ZM36 87V86H35ZM49 87V86H48ZM95 87V86H94ZM103 87V86H102ZM100 88L101 90L103 89V91H104V96L103 95H100V96H102V98H100V99H103V97H108V96H105L106 94L107 95H109V92L108 93H106V91L105 90H107V89H105V88ZM174 87H175V85H174ZM194 87V88H195ZM238 87V86H237ZM247 87V86H246ZM12 88H13V86H12ZM11 88V89H12ZM27 88V87H26ZM34 88V87H33ZM72 88V87H71ZM92 88H93V86H92ZM106 88H108V87H106ZM14 89V88H13ZM13 89H12V91H13ZM16 89V88H15ZM28 89H30V90H32V86H31V88H28ZM35 89V88H34ZM38 89V88H37ZM59 89V88H58ZM61 89V88H60ZM100 89H98V90H100ZM105 89V90H104ZM122 89V90H121ZM172 89H174V88H170V91L172 90ZM182 88L180 87V89L179 90H181ZM201 89L202 90H206L207 89V86H199L198 87V92L196 93V94H198V93H201ZM235 89V88H234ZM247 89V88H246ZM24 90V89H23ZM22 90V91H23ZM30 90H28V92L30 91ZM36 90V89H35ZM50 90V89H49ZM75 90L73 89V91L74 92H69V93H76V94H79L78 93V91L77 92H75ZM121 90V91H120ZM126 90H127V88H126ZM159 90V89H158ZM175 90V89H174ZM230 90V89H229ZM228 90V91H229ZM233 90V89H232ZM257 89H251V93H249V94H241V95H239V96H241V97H239V98H237V99H231V100H228V101H224V102H222V104L216 109L217 110V114L214 116V117H212V118H207V119H204V120H202L201 121V125H197V126H195L194 128H188V127H181L180 129L179 128H177V129H172V130H170L169 128H166L167 126H168V124L169 123H177L178 124V122L180 123V121L179 120H185L183 117H181V115L183 116V113L180 115V114H178V111L179 110H176L175 111V109L176 108H179V107H185V106H187V104L189 103V102H191L189 99H190V96H192V93H188V92H186V93H183V96H180V100H179V98L178 99H176V105L175 106H172V107H174V108H172L173 110L170 112L171 114H172V112H173V114L172 115H174L173 116V118H168L167 120H166V122H164V120L162 119V121H160V123L159 124H157V125H149L148 126V128H146L145 130H143V131H145V132H143L141 135H143V137L142 136H140L139 134V136L140 137H142V138H140L141 140L143 139V140H145L144 138H152L153 140H155V139H157V138H160V140L157 142V140H156V142L155 143H148V145L146 146V154H137V155H135L134 157H132V156H130L131 158L129 159V160H126V162H125V164H130L131 166V168L133 167L134 168V166H135V168L136 167H138V166H151V164L154 162V161H156L157 159H155V158H162V160L164 161L165 159H166V156H165V152H166V148H165V144H166V142L167 141H171V143L173 144V146H174V149H173V151H171L170 150V147H172V146H170L169 147V149H168V151H167V156H168V159H167V161L169 162V164L167 165V167L169 168V170H167L166 171V169H164L162 172H171V170H173L174 172H177V173H180V171L182 170V168L183 167H178L176 164L178 163V161H179V159H180V153L181 152H183V151H186L188 154H190V161H191V165H193V168H190L189 170H187V168L185 169V171H187V172H189L190 174H195L196 172H198V171H200V169L202 168V166H200L201 168L199 169L198 167V163L200 164V162L202 161V160H204V159H202V156H201V153H200V151H202V153L203 154H206V152L204 151L205 149L207 150L209 147H210V145L212 146L214 143H217L218 142V137H220L221 136V134L222 133H226L227 131L226 130H228V129H231V128H233V126L234 125H236L237 124V122H236V120L237 119H239L240 121H242L241 122V125H239L238 126V128L239 129H237L236 130V132L234 133V135L231 137V139L229 140V141H227L226 143H224V145L223 146H221L220 148H218L219 149V151L220 152H222V151H225L226 150V152H227V156H230V153H231V155H233V154H235L236 152H238V151H240L242 148H243V146H241V145H238V144H234V145H232L233 143H235V140L238 138L237 136L239 135V133L241 132V128H242V126H243V123H246V122H251V118H248V115H252V113H254L255 111H258V112H256L257 114H255L253 117H255V116H258L259 114H263L262 113V111L264 110V87L261 89V90H259V91H256ZM9 91V90H8ZM37 91V90H36ZM39 91V90H38ZM63 92H64V90H62ZM67 90H65V92H66ZM102 91V92H103ZM109 91V90H108ZM124 91V90H123ZM169 91V92H170ZM176 91H177V88H176V90H175V93H176ZM223 91V90H222ZM231 91V90H230ZM248 91V90H247ZM11 92V91H10ZM9 92V93H10ZM18 92H20V91H18ZM32 92V97H33V91H31ZM30 92V93H31ZM64 92V93H65ZM101 92V91H100ZM155 92V91H154ZM166 92H168V91H166ZM225 92V91H224ZM233 92V91H232ZM236 92V91H235ZM238 92V91H237ZM236 92V93H237ZM245 92V91H244ZM39 93V92H38ZM41 93V92H40ZM39 93V94H40ZM60 93V92H59ZM58 93V95H60L61 96V93L59 94ZM113 93V92H112ZM165 93V92H164ZM220 93H222V92H220ZM234 93V92H233ZM232 93V94H233ZM11 94V93H10ZM14 94V93H13ZM19 95H20V93H18ZM28 94V93H27ZM49 94V93H48ZM54 94H57V93H55L54 92ZM53 94V95H54ZM67 94V93H66ZM76 94H75V96H73V97H76ZM101 94V93H100ZM171 94V93H170ZM195 94V95H196ZM219 94V93H218ZM229 94V93H228ZM7 95V94H6ZM21 95H25V93H23V94H21ZM52 95V94H51ZM53 95L52 96H49L50 98L51 97H53ZM58 95H56L57 97H58ZM68 95V94H67ZM71 95H73V94H71ZM69 96V97H72V96ZM115 95H116V93H115ZM149 95V94H148ZM159 95V94H158ZM216 95V94H215ZM221 95V94H220ZM222 95H224V93H222ZM245 95H247V96H245ZM18 96V95H17ZM26 96V95H25ZM42 96H43V94H42ZM41 96V97H42ZM174 96H175V94H174ZM173 96V97H174ZM214 96V95H213ZM217 96V95H216ZM215 96V97H216ZM226 96V95H225ZM230 96V95H229ZM237 96V95H236ZM14 97V96H13ZM20 97V96H19ZM56 97V98H57ZM67 96L65 95L64 96V98H66ZM68 97V98H69ZM82 97H83V95H82ZM116 97H118V96H116ZM123 97V96H122ZM121 97V98H122ZM172 96H170V98L169 99H171V98H173ZM2 98V97H1ZM7 98V97H6ZM15 98V97H14ZM39 98H40V96H39ZM53 98H55V97H53ZM77 98V97H76ZM138 98H140L138 95H136V94H131V95H128L126 98H125V102H130V101H135V100H137ZM147 98H150L149 96L147 97ZM152 98H154V97H152ZM163 98V97H162ZM160 96L159 97H155L153 100H154V102H157L156 104H159V100L160 99H162ZM224 98V97H223ZM16 99H18V98H16ZM16 99H14V100H16ZM19 99H23V98H19ZM41 99V98H40ZM43 99V98H42ZM49 99V98H48ZM78 99V98H77ZM106 99H108V98H106ZM117 99V98H116ZM212 99V98H211ZM26 100V99H25ZM25 100H23V101H25ZM55 100H57V99H55ZM60 100H62V99H60ZM74 100V99H73ZM73 100H72V103H73ZM148 100V99H147ZM178 100V101H177ZM187 100H189V102L187 101ZM217 100V99H216ZM1 101V100H0ZM22 101V102H23ZM35 101V100H34ZM38 101H39V99H38ZM79 101V100H78ZM119 101V100H118ZM141 101V100H140ZM14 102V101H13ZM36 102L37 101H35V104L33 103V105L31 104H29V106L27 107V108H30V109H28L25 113H27L26 115H28L29 114V116H33L31 119H30V121H28L27 123H24V124H22V125H17L18 123L20 124V120H21V118H22V115H24V112H20L19 114H18V116L20 117H16V116H14L16 119H13L12 117V121H10L9 123L7 122V121H3V120H1L0 119V121H1V124L4 122V124H6V125H1V127H0V137H2V135H3V133H6L5 134V136H3V138L4 137H6L7 135H9L8 137H10L11 135L12 136H14V137H18V136H20L21 134H24V133H26L27 131H29V130H31L33 133H34V137L37 139L35 142L33 141L31 144H27V145H25V146H23L21 149H20V147H18V149L19 150H16V151H12L11 152V150H9L10 152H1L2 151V142H3V140L1 139L0 140V148H1V153H0V182L2 183V181L3 182H5L6 181V183H5V185L3 186V187H0V198H1V202L5 199V201H6V203H4V205L2 206L1 205V209H0V222H1V220H3V219H5L6 220V218L7 219H13V223H15L14 222V220H16L17 222L18 221H24L25 219H20L22 216H24V215H26V214H22V213H20L21 211H31V210H33V209H31V207L30 206H34V202L36 201L35 199H34V197H28L27 195L28 194H26V196L28 197H23V194H25L26 193V190L28 189V187L32 184V182L34 181V174L35 173H37L36 172V170L35 169H33V165L35 164V163H41V165L43 166V168L45 169V170H49L48 168H50V165H51V163L50 162H52V161H54L58 156H59V152L60 151H62L63 149H64V147L66 146V148H67V145H68V143L72 140V138H73V136H72V129H73V127H74V125H73V122L71 123L70 122V120L71 119H73V118H70V120L67 122H64V123H62V125H58V127L57 128H55L53 131H48V132H46L45 134H43L41 131H43V132H45V130H48L47 128L49 127V128H51V126L53 125V124H55V121H53L54 119H52V118H50L49 116H51V112H50V106H48V104H45V105H47L48 107H43V106H45V105H42V109L41 108H39V107H37V109H36V112L35 113H28V112H32L31 110H32V108H34V107H32V106H34V105H37L38 104V102H37V104H36ZM42 102V101H41ZM62 102V101H61ZM69 102V101H68ZM74 102H75V100H74ZM111 102V101H110ZM122 102V101H121ZM139 102V101H138ZM151 102V101H150ZM167 101H165V103H166ZM170 102V101H169ZM214 102V101H213ZM9 103V102H8ZM12 103V102H11ZM15 103V102H14ZM20 103V102H19ZM46 103V102H45ZM71 103V102H70ZM75 103H78V102H75ZM75 103H74V105H75ZM143 103V102H142ZM152 103V102H151ZM66 104V103H65ZM81 104V103H80ZM84 104V103H83ZM108 104V103H107ZM112 104H114V103H112ZM120 104V103H119ZM124 103L122 102V105H123ZM126 104V103H125ZM124 104V105H125ZM144 104V103H143ZM147 104V103H146ZM146 104H144V106L146 105ZM155 104V103H154ZM1 105V104H0ZM4 105V104H3ZM20 105V104H19ZM61 105V104H60ZM70 105H72V104H70ZM82 105V104H81ZM100 105H101V103H100ZM116 105H117V103H116ZM133 105L134 104H132V107H133ZM163 105V104H162ZM166 105V104H165ZM236 105H238L237 107H234V106H236ZM6 106V105H5ZM23 106V105H22ZM38 106H40V104L38 105ZM54 106V105H53ZM66 106V105H65ZM75 106H77V105H75ZM80 106V105H79ZM79 106H77V107H79ZM83 106V105H82ZM86 106V105H85ZM102 106V105H101ZM103 106H104V104H103ZM112 106V105H111ZM114 106V105H113ZM127 106V105H126ZM7 107V106H6ZM13 107H18V106H13ZM32 107V108H31ZM120 107V106H119ZM142 108H144L143 106H141ZM8 108V107H7ZM39 108V109H38ZM49 108V109H48ZM71 108V107H70ZM82 108V107H81ZM87 108V107H86ZM114 108H115V106H114ZM188 108V107H187ZM225 108H227L228 110L226 111V112H222V110L223 109H225ZM1 109H2V107H1ZM9 109V108H8ZM15 109V108H14ZM19 109V108H18ZM69 109V108H68ZM76 109V111L78 110V108H74V110ZM83 109V108H82ZM186 109V107L183 109V111L184 112H187V110H185ZM3 110V112H4V109H2ZM17 110V109H16ZM15 110V111H16ZM26 110V109H25ZM58 110V109H57ZM63 110H64V108H63ZM72 110V109H71ZM73 110V111H74ZM96 110V109H95ZM107 111V109H104V111ZM111 110V109H110ZM14 111V110H13ZM14 111V112H15ZM35 111V110H34ZM66 111V110H65ZM68 111H70V110H68ZM72 111V112H73ZM122 111V110H121ZM131 111V110H130ZM1 112V111H0ZM81 112V111H80ZM95 112V111H94ZM113 112H115V111H113ZM146 112V111H145ZM18 113V112H17ZM16 113V114H17ZM136 113V112H135ZM157 113V112H156ZM177 113V114H176ZM188 113V112H187ZM187 113H186V115H187ZM2 114V113H1ZM12 114V113H11ZM77 114V113H76ZM95 114V113H94ZM128 114H129V111H128ZM127 114V115H128ZM137 114H138V111H137ZM169 114V113H168ZM167 114V115H168ZM3 115V114H2ZM8 115V114H7ZM6 115V116H7ZM74 115H75V113H74ZM113 115V114H112ZM119 115H121L120 113H119ZM125 115V114H124ZM134 115V114H133ZM166 115V116H167ZM170 115V114H169ZM264 115V114H263ZM263 115H262V117H263ZM4 116V115H3ZM44 116V118H48L47 120V122H45V124L43 123V124H40V122H39V119H41V117H43ZM90 116V115H89ZM92 116V115H91ZM136 117L138 116V115H135ZM135 116H133V117H135ZM185 116V115H184ZM239 116H244V118L242 117V118H238ZM0 117H1V115H0ZM27 117L28 116H24V118L23 119H27ZM106 116H103V115H96V116H94L93 118L95 119V121H99V122H103V120H104V118H105ZM123 117V116H122ZM135 117V118H136ZM164 117V116H163ZM9 118V117H8ZM92 118V119H93ZM118 118V117H117ZM125 118H126V122L125 123H123L124 121H121L122 122V125L120 126L121 127V129H120V127H119V129H120V131L118 132V133H120L121 134V131H123V129L125 130V128H127V127H129V126H131L132 124H134V126L136 125L135 124V120L136 119H138V117L136 118V119H131V118H129V119H131V120H133V121H131V120H129V122H127L128 120H127V117L125 116ZM140 118V117H139ZM145 118V117H144ZM166 118V117H165ZM10 119V118H9ZM22 119V120H23ZM43 119V118H42ZM79 119V118H78ZM82 119V118H81ZM146 119V118H145ZM159 119V118H158ZM21 120V121H22ZM121 120H123V119H121ZM140 120V119H139ZM155 120V119H154ZM44 121V120H43ZM72 121V120H71ZM73 121H74V119H73ZM151 121V120H150ZM181 121V122H182ZM23 122H25V121H23ZM75 122H76V120H75ZM119 122V124H121V122L120 121H118ZM164 122V123H163ZM60 123V122H59ZM77 123V122H76ZM75 123V124H76ZM79 123V122H78ZM83 123V122H82ZM118 124V123H117ZM119 124H118V126H119ZM129 124V125H128ZM79 126L78 127H75L76 128V130H75V132L76 131H78V130H80L79 128H80V126H81V124H78ZM123 125H125L124 127H123ZM113 126V121L112 120H110V122H109V120H108V122L98 131H95V135L96 134H100L99 132L102 130V131H105V130H108L110 127H112ZM180 126V125H179ZM246 126V125H245ZM244 126V127H245ZM248 126V125H247ZM55 127V126H54ZM83 127V126H82ZM208 128V132H207V134H206V136H204L201 140H199V141H194V137L197 135V134H199L200 133V131H201V129H204V128ZM74 128V129H75ZM78 128V129H77ZM133 128V127H132ZM132 128H130V129H132ZM138 127H136V129H137ZM53 129V128H52ZM83 129H85V127L83 128ZM169 129V130H168ZM88 130V128H86V131ZM117 130V129H116ZM167 130V131H166ZM188 130V131H187ZM81 131V130H80ZM89 131V130H88ZM91 131V130H90ZM113 131H114V129H113ZM164 131H166V132H164ZM260 131H264V124L261 126V127H259V128H256V129H253V130H249V131H247V132H245L244 133V136L245 137H248V136H254V135H256L257 133H259ZM31 132V133H32ZM74 132V130H73V133H75ZM85 132V131H84ZM129 132V131H128ZM162 132H164L163 134H162ZM31 133H29V135L31 134ZM87 134V133H86ZM109 134V133H108ZM113 134V133H112ZM115 134H116V131H115ZM123 134V133H122ZM181 134H183V135H186V136H183V137H181L180 139H179V135H181ZM28 135V134H27ZM26 135V136H27ZM89 135H92L91 133L89 134ZM116 135H118V137H120L119 136V134H116ZM109 136H110V134H109ZM145 136V137H144ZM8 137H7V139L6 140H8ZM23 137V136H22ZM100 137V136H99ZM107 137V136H106ZM28 138H30V137H28ZM95 138H96V136H95ZM103 138V137H102ZM10 139H12V138H10ZM9 139V140H10ZM99 139V138H98ZM108 139V138H107ZM110 139H111V137H110ZM18 140V139H17ZM84 140V139H83ZM28 141V140H27ZM73 141V140H72ZM104 141V140H103ZM115 141V140H114ZM15 141H13V143H14ZM79 142V141H78ZM97 142V141H96ZM100 142V141H99ZM102 142V141H101ZM126 142H127V140H126ZM135 142H138V140L137 141H135V140H132V138L130 139V141L129 142H127V143H125L123 146H127V147H125L126 149L127 148H132V145L135 143ZM140 142V141H139ZM142 142V141H141ZM9 143H12V140L10 141V142H8V144ZM19 143H21L20 142V140H18L17 141V143H15V146L17 147L18 146V144ZM73 143V142H72ZM71 143V144H72ZM86 143V142H85ZM89 143V142H88ZM90 143H95L94 142V140H93V142L91 141ZM89 143V144H90ZM107 143V142H106ZM6 144V143H5ZM7 144V145H8ZM84 144V143H83ZM13 145V144H12ZM88 145V144H87ZM97 145V144H96ZM121 145H122V143H121ZM6 146V145H5ZM14 146V147H15ZM91 146V145H90ZM99 146V145H98ZM97 146V147H98ZM114 146V145H113ZM117 146V145H116ZM134 146V145H133ZM135 146H137V144L135 145ZM7 147V146H6ZM5 147V148H6ZM8 147H9V145H8ZM14 147H12V148H14ZM89 147V146H88ZM87 147V148H88ZM93 147V146H92ZM100 147V146H99ZM108 147V146H107ZM120 147V146H119ZM191 147V149L189 150V148ZM86 148V147H85ZM117 148H118V146H117ZM123 148V147H122ZM122 148H120V149H122ZM8 149V148H7ZM76 149V148H75ZM95 149V148H94ZM4 150V149H3ZM6 150V149H5ZM98 150V149H97ZM112 150V149H111ZM125 150V149H124ZM121 151V150H120ZM127 151V150H126ZM143 151V150H142ZM64 152V151H63ZM69 152H71V151H69ZM77 152V151H76ZM93 152H94V150H93ZM101 152V151H100ZM115 152V151H114ZM119 151H117V153H118ZM123 153H124V151H122ZM112 153V152H111ZM117 153H115V154H117ZM64 154V153H63ZM63 154H61V155H63ZM81 154V153H80ZM114 154V155H115ZM122 154V153H121ZM214 154V153H213ZM72 155V154H71ZM70 155V156H71ZM87 155V154H86ZM99 155V154H98ZM64 156V155H63ZM63 156H62V161H63ZM68 156V155H67ZM82 156V155H81ZM87 156H92V157H87ZM82 161L80 160L79 161V163L83 166V165H89V167L91 168V167H94L96 164L98 165H100V164H102L103 163V159L104 158H101L100 156H102V155H99V158L98 159H96V156H97V153L96 154H90V155H87ZM108 156V155H107ZM112 156V155H111ZM116 156V155H115ZM118 156V155H117ZM209 156V155H208ZM213 156V155H212ZM73 157V156H72ZM71 157V158H72ZM103 157V156H102ZM119 157H121L120 155H119ZM141 157H144V160H143V158H142V162L140 163V158ZM207 157V156H206ZM93 158V160H91V161H89L90 159H92ZM212 158V157H211ZM211 158H209V159H211ZM59 159H61V158H59ZM65 159V158H64ZM68 159H70V158H68ZM123 159V158H122ZM105 160H107V159H105ZM115 160V159H114ZM60 161V160H59ZM65 161V160H64ZM66 163H67V158H66V161H65ZM64 162V163H65ZM39 163V164H40ZM56 163V162H55ZM58 163V162H57ZM56 163V164H57ZM68 163H69V161H68ZM73 163V162H72ZM75 163V162H74ZM77 163H78V160H77ZM77 163H75V164H77ZM54 164V163H53ZM75 164H67V165H62L61 164V162H60V164L58 165L59 166V168L57 167V169H63V168H66L67 170H68V168L67 167H72V166H74ZM80 164H78V165H80ZM38 165V164H37ZM36 165V166H37ZM40 165V166H41ZM69 165V166H68ZM112 165V164H111ZM110 165V166H111ZM121 165V164H120ZM35 166V167H36ZM101 166V165H100ZM119 166V165H118ZM124 166V165H123ZM122 166V167H123ZM53 167V166H52ZM78 167H80V166H78ZM83 167H85V166H83ZM87 167V166H86ZM115 167V166H114ZM120 167V166H119ZM40 168V167H39ZM43 168H41L40 170H41V172L43 171ZM69 168V171H70V174L72 175V173L73 172H71L72 170ZM88 168V167H87ZM87 168L86 169H84V170H87ZM89 168V169H90ZM95 168V167H94ZM100 168V167H99ZM106 168V167H105ZM105 168H103L102 170V175H100V176H102L101 178H99V175L97 176L99 179L97 180V177H96V179H94V181L93 182H89V184H88V182H87V184H88V187H83V189L81 190V192L80 193H78L77 192V194H80V201H83V200H89V196H90V194L92 193V192H96V191H94V189L95 190H97L98 192H96V194L97 193H99V194H102V192H103V187H100V184H102V183H105V182H107V183H109L108 182V180H112V181H115L116 179H111L110 177L111 176H113V175H115V173H116V171L119 169V168H109V167H107L106 169ZM127 168V167H126ZM125 167H123V169L125 170L126 169ZM139 168V167H138ZM247 168V167H246ZM51 169H53V168H51ZM75 169V168H74ZM73 169V170H74ZM77 169V168H76ZM98 169V168H97ZM96 169V170H97ZM129 169V168H128ZM149 169V168H148ZM39 169H38V167H37V171H38ZM55 170V169H54ZM53 170V171H54ZM79 170V169H78ZM95 170V172H97ZM122 170V169H121ZM140 170V169H139ZM91 171H92V168H91ZM90 171V172H91ZM120 170H118L117 172H119ZM126 172L128 171V170H125ZM146 171V170H145ZM261 171V170H260ZM52 172V171H51ZM124 172V171H123ZM161 172V173H162ZM186 172V173H187ZM262 172V171H261ZM38 173H40V172H38ZM46 173V172H45ZM61 173V172H60ZM62 173H64L65 174V172H62ZM61 173V174H62ZM86 173V172H85ZM92 173V172H91ZM90 173V174H91ZM120 173H122V172H120ZM132 173V172H131ZM138 173H140V172H138ZM142 173V172H141ZM148 173V172H147ZM58 174V173H57ZM76 174V173H75ZM75 174H73V175H75ZM90 174H88L87 173V175H90ZM100 174V173H99ZM41 176H42V174H40ZM46 176H47V173L45 174ZM86 175V174H85ZM117 175V174H116ZM122 175H123V173H122ZM124 175H127V173H125ZM144 175V174H143ZM164 175V174H163ZM162 175V176H163ZM176 175V173H173V172H171V175L168 177V178H174V176ZM44 176V175H43ZM76 176V178H78L77 176H79V177H81L82 175L81 174H76L75 175ZM140 176V175H139ZM177 177H178V175H176ZM257 176V175H256ZM256 176H254V177H256ZM38 177H40V176H38ZM45 177V176H44ZM55 177V176H54ZM82 177H85V176H82ZM81 177V178H82ZM89 177V176H88ZM121 177V176H120ZM126 177V176H125ZM124 177V178H125ZM159 177V176H158ZM248 177V176H247ZM46 178V177H45ZM47 178H49L48 176H47ZM95 178V177H94ZM110 178V179H109ZM114 178H115V176H114ZM127 178V177H126ZM176 178V177H175ZM249 178H250V176H249ZM39 179V178H38ZM38 179H36V180H38ZM70 179H72V178H70ZM83 179V178H82ZM89 179H91V178H89ZM170 179V180H171ZM229 179V178H228ZM233 179V178H232ZM77 180V179H76ZM93 180V179H92ZM227 180V179H226ZM226 180H225V182H226ZM42 181V180H41ZM44 182H46L45 180H43ZM42 181V182H43ZM61 181V180H60ZM73 181H74V179H73ZM81 181V183H82V180H80ZM85 181V180H84ZM117 181V180H116ZM121 181H122V178H121ZM167 181H169V180H167ZM222 181V180H221ZM224 181V180H223ZM244 181V180H243ZM249 181V180H248ZM36 182V181H35ZM42 182H41V184H42ZM68 182V181H67ZM66 182V183H67ZM70 182V181H69ZM142 182V181H141ZM105 184V185H108V184ZM116 183V182H115ZM254 183V182H253ZM261 183V182H260ZM40 184V183H39ZM44 184V183H43ZM56 184V183H55ZM68 184H70V183H68ZM67 184V185H68ZM72 184H74V183H72L71 182V184H70V189H71V185ZM84 184V183H83ZM111 184V183H110ZM227 184V183H226ZM258 184V183H257ZM1 185V184H0ZM34 185V184H33ZM35 185H37V184H35ZM57 185V184H56ZM76 185V184H75ZM75 185H74V187H75ZM86 185V184H85ZM32 186V185H31ZM30 186V187H31ZM43 186V185H42ZM78 186V185H77ZM59 187V186H58ZM118 187V186H117ZM26 188V189H25ZM64 188V187H63ZM104 188H107V187H104ZM218 188V187H217ZM4 189V190H3ZM33 190H34V187L32 188ZM64 189H68V188H64ZM30 190V189H29ZM60 190V189H59ZM58 190V191H59ZM79 190V189H78ZM108 190H109V188H108ZM105 192H106V190H104ZM27 192L29 193V191L27 190ZM34 192V191H33ZM32 192V193H33ZM45 192V191H44ZM70 192H72V191H70ZM69 192V193H70ZM62 193V192H61ZM30 194V193H29ZM75 195L76 197H78L79 195ZM93 194V193H92ZM231 194V193H230ZM228 194L227 196H225L218 204H215V202H213L212 200L214 199V201H215V198L213 197V199L211 198V199H206L205 201H204V203H202L201 201L200 202H195V203H193V204H190V205H186V206H184V208H180V209H178V210H174L175 212L172 214V215H170V216H168V217H166L165 219L163 218L158 224H153L152 223V221H153V219L155 220L157 217H155L154 216V214L155 213H158L156 210H151V211H149L148 209H147V211H144L145 209H137L136 210V208L135 209H133V211L132 212H128L129 210H130V208H131V205H129L130 203H132V202H130L128 205L129 206H125V207H119V208H117V210H116V212L113 214V215H111L110 216V221H109V223H111V228L109 227V228H103V226H101V228H99V229H97V230H95L94 232H96L95 234V236L93 237V234H91L89 237H90V239H89V237L88 238H85L84 237V239L83 240H81V241H79L78 240V243H77V241H73V243H72V241H71V243H72V246H74V247H76V249L75 248H73V247H69V249L68 250H66V251H64V252H61V253H59L55 258H51L52 260H49L48 261V263L47 264H80V263H82V264H92V262L91 263H87V261L88 260H90L91 258H93L94 257V254L95 253H97L96 251H100V249H101V247H103V244L104 243H108L107 241H110V242H112V243H115V242H117L118 240H121L122 239V237L125 235V230L128 228V229H130V230H132L133 228H136V227H138L142 222L143 223H148L149 225H148V232H146L145 234H143V235H141V236H138V237H136V239H134L132 242H131V244L129 245V246H127L126 248H125V250H123V251H121L122 252V256H118V257H116V258H114V259H108V260H105V263H110V262H115L116 261V263L115 264H172L174 261H183L184 262V258H190L188 261H190L191 259H193V260H196V261H198L197 263L198 264H203L202 262H203V260L206 262V261H210V260H212V255L211 254H213V253H215V252H219L218 254H220V253H222V252H224V251H221L222 249H224L225 247H224V241H234L235 239H238V238H240V239H243V242L242 243H246V242H251V241H253V240H256V238L257 237H260L261 238V240L257 243V244H255L254 246H252V247H248V248H246V250H244L243 251V249L242 250H239V251H235L234 253H232V254H229L228 256H227V258H225V259H221V258H224V257H221V256H218V255H216L215 254V256L216 257H218V258H216V259H214L213 261H210L209 263H205V264H214V262H215V264H227L228 262L230 263V264H233V263H236V264H264V181H262V183L261 184H258V185H256V184H254L253 186H250L247 190H244V189H240V190H238L237 192H235L234 194ZM22 196V198L20 197H18V196ZM92 196V195H91ZM94 197L96 196L95 194L93 195ZM92 196V197H93ZM108 196V195H107ZM12 197V200L10 201V200H8L9 198H11ZM115 197V196H114ZM75 199H78V198H75ZM79 200V199H78ZM73 201V200H72ZM211 202H213V204L212 205H209ZM32 203V204H31ZM31 204V205H30ZM36 204H37V202H36ZM201 204L203 205V207L201 206ZM215 204V205H214ZM65 205V204H64ZM83 206V205H82ZM194 206H200L201 208H200V210H193L192 211V213H188L190 210V208L191 207H194ZM208 208V210L210 211H208V212H204L205 210H206V207ZM35 207V206H34ZM65 207V206H64ZM74 207V206H73ZM80 207V206H79ZM147 206H145L144 208H146ZM55 208V207H54ZM83 208V207H82ZM128 208H129V210H128ZM137 208H139V207H137ZM51 209V208H50ZM96 209V208H95ZM128 211H127V210ZM132 209V208H131ZM151 209V208H150ZM192 209V208H191ZM202 209V210H201ZM34 210H36V209H34ZM45 210V209H44ZM89 210V209H88ZM127 212H126V211ZM135 210V211H134ZM53 211V209H51V212ZM45 212V211H44ZM47 212V211H46ZM50 211H49V213H51ZM173 212V211H172ZM146 213V214H145ZM205 213V214H204ZM251 213H253V214H257V215H261L260 217H259V219L258 220H256V221H254V222H252V223H250L247 219H244V218H246L249 214H251ZM47 214H48V212H47ZM168 215V214H167ZM38 217L40 218V219H44L43 218V216L41 215V214H39L38 215ZM48 217L50 218V220L51 221H49V220H46V219H48ZM160 217V216H159ZM60 218V217H59ZM106 218V217H105ZM44 221V223L42 224V225H44V228H41V226L42 225H40V224H37V225H40L39 227L41 228V231H42V229H46V228H52V226H53V224H54V226L56 225V223L55 222H58L59 220H61L62 218H60L59 220H52L51 219V217L50 216H47V218H46ZM151 219H152V221H151ZM160 219V218H159ZM205 219H209L210 220V223H215V224H220L221 226L220 227H216V226H214V225H209V226H205L204 225V221H205ZM63 220V219H62ZM105 221V220H104ZM108 221V220H107ZM106 221V222H107ZM157 221V220H156ZM159 221V220H158ZM4 222H7V221H4ZM33 222V221H32ZM101 222V221H100ZM103 222V221H102ZM149 222H151V223H149ZM12 223V224H13ZM20 223V222H19ZM18 223V224H19ZM31 223V222H30ZM41 223V222H40ZM60 223V222H59ZM1 226V225H0ZM11 226V225H10ZM25 226H28V221H26L25 223H23V227H25ZM30 226V225H29ZM28 226V227H29ZM58 226H60V225H58ZM99 226V225H98ZM97 226V227H98ZM191 227L190 229H186V227ZM34 227V226H33ZM38 227V226H37ZM61 227V226H60ZM10 228V227H9ZM16 228V227H15ZM39 228V229H40ZM126 228V229H125ZM3 229V228H2ZM25 229V228H24ZM31 229V228H30ZM34 229V228H33ZM36 229V228H35ZM56 229V228H55ZM78 229V228H77ZM103 229H105V230H103ZM8 230V229H7ZM7 230H6V233H7ZM10 230H12V228L10 229ZM32 230V229H31ZM37 230V229H36ZM76 230V229H75ZM117 230H119L120 231V233L119 234H113L114 232L115 233H117L116 231ZM28 231V230H27ZM114 231V232H113ZM3 232V231H2ZM24 232H25V230H24ZM31 232V231H30ZM67 232H69V231H67ZM66 232V233H67ZM93 232V231H92ZM91 232V233H92ZM72 233H73V229H72ZM72 233H71V235H72ZM75 233V232H74ZM73 233V234H74ZM8 234V233H7ZM11 234V233H10ZM30 234V233H29ZM69 234V233H68ZM251 234V236H249ZM102 235H104L103 236V238L105 237L107 240H106V242L104 241V239L102 238ZM66 236V235H65ZM65 236H64V238H65ZM68 236V235H67ZM1 237V236H0ZM3 238H5V237H3ZM32 237H31V234L30 235H24V236H18L15 240H17L19 243H18V245H17V247H20L21 246V248H23L24 246V242L23 241H28V240H30ZM76 238V237H75ZM244 238H245V240H244ZM11 239H13V238H11ZM68 239H69V237H67L64 241H63V239H61L62 240V243H61V241H60V243H61V245L62 244H64V243H66L67 241H68ZM103 239V240H102ZM70 240H72V238L70 239ZM75 240V239H74ZM100 240V242H101V245H98V244H100V243H97V245H98V247L97 246H95L94 244V242H98ZM1 241V240H0ZM239 241V240H238ZM103 242V243H102ZM218 242H221L220 244L218 243ZM254 242H256V241H254ZM218 243V245H216ZM228 243V242H227ZM240 243V242H239ZM3 244H5L4 242L2 243V245ZM230 244V243H229ZM7 245H9V241L8 242H6V244L4 245V246H6L7 247ZM11 245V244H10ZM114 245V244H113ZM232 245V244H231ZM238 245V244H237ZM54 246V245H53ZM239 246V245H238ZM241 246V245H240ZM9 247V246H8ZM45 247V246H44ZM60 246H57V247H50L51 248V252L53 251V253L55 252L56 253V251H57V249L59 248ZM93 247V248H92ZM97 247V248H96ZM215 248V251H213V252H210V251H212V249L211 248ZM222 247H224V248H222ZM234 247H235V245H234ZM11 248V247H10ZM100 248V249H99ZM117 248V247H116ZM228 248V247H227ZM229 248H231V249H233L232 247H229ZM229 248H228V250H229ZM236 248V247H235ZM230 249V250H231ZM5 250H6V248H5ZM12 250H13V248H12ZM102 250V249H101ZM225 250V249H224ZM15 251V250H14ZM16 251H17V248H16ZM46 251H48V250H46ZM5 251L3 250H1L0 249V255L1 254H3L5 257H6V253H4ZM11 252V251H10ZM105 252V251H104ZM225 252H226V250H225ZM42 253V252H41ZM44 253V252H43ZM8 254V253H7ZM198 255V256H197ZM2 256V255H1ZM210 256V257H209ZM5 257H3V258H5ZM220 257V258H219ZM96 258V257H95ZM211 258V259H210ZM1 259V258H0ZM199 259V260H198ZM210 259V260H209ZM39 260H40V258H39ZM193 260H191V261H193ZM215 260H217V261H215ZM95 261V260H94ZM188 261H186V262H188ZM191 261L190 262H188V264H192L191 263ZM186 262H184V263H186ZM37 263H39V261L37 262ZM36 263V264H37ZM194 264H197L196 262H193ZM95 264V263H94ZM111 264V263H110ZM183 264V263H182Z\"/></svg>", "mask_w": 264, "mask_h": 264}]
</instances>
